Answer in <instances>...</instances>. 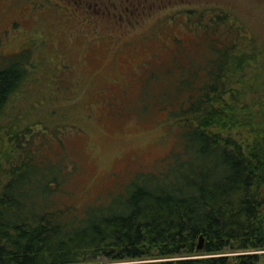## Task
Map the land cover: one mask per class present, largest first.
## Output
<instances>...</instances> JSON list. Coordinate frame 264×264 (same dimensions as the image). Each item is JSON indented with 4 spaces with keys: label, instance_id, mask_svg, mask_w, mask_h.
Segmentation results:
<instances>
[{
    "label": "trees",
    "instance_id": "trees-1",
    "mask_svg": "<svg viewBox=\"0 0 264 264\" xmlns=\"http://www.w3.org/2000/svg\"><path fill=\"white\" fill-rule=\"evenodd\" d=\"M197 11L184 21L188 64L175 53L169 67L180 64L179 74L152 86L174 129L171 160L96 204L69 189L58 126L35 129L30 113L10 109L25 59L0 66V264L261 261L227 253L264 250V41L222 7Z\"/></svg>",
    "mask_w": 264,
    "mask_h": 264
},
{
    "label": "rangeland",
    "instance_id": "rangeland-1",
    "mask_svg": "<svg viewBox=\"0 0 264 264\" xmlns=\"http://www.w3.org/2000/svg\"><path fill=\"white\" fill-rule=\"evenodd\" d=\"M148 3L144 19L113 24L67 16L46 1L0 0V66L27 62L10 109L23 117L30 113L35 129L42 121L49 129L58 126L72 160L69 189L79 202L96 204L171 160L174 129L168 133L165 97L152 86L161 89L179 74L180 64L169 67L175 53L183 56L181 65L188 64L184 54L192 45L186 41L193 34L184 21L190 10L222 7L264 41V0ZM253 252L263 254L258 264H264V250L227 254ZM100 263L115 264L104 258Z\"/></svg>",
    "mask_w": 264,
    "mask_h": 264
},
{
    "label": "flooded vegetation",
    "instance_id": "flooded-vegetation-1",
    "mask_svg": "<svg viewBox=\"0 0 264 264\" xmlns=\"http://www.w3.org/2000/svg\"><path fill=\"white\" fill-rule=\"evenodd\" d=\"M62 7L67 16L85 20L144 19L149 0H40ZM34 2V0H33ZM59 8V7H58ZM61 9V8H60ZM66 10V12H65Z\"/></svg>",
    "mask_w": 264,
    "mask_h": 264
},
{
    "label": "water",
    "instance_id": "water-1",
    "mask_svg": "<svg viewBox=\"0 0 264 264\" xmlns=\"http://www.w3.org/2000/svg\"><path fill=\"white\" fill-rule=\"evenodd\" d=\"M204 241H205V238H204V236L202 235V236L200 237L199 244H198V247H197V250H198V251H200V250L203 249ZM227 255H229V254H227ZM234 264H238V263L235 262Z\"/></svg>",
    "mask_w": 264,
    "mask_h": 264
}]
</instances>
